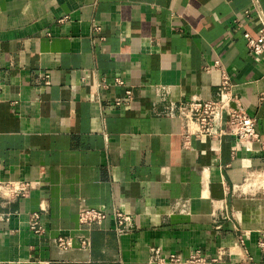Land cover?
I'll use <instances>...</instances> for the list:
<instances>
[{
	"label": "crops",
	"instance_id": "obj_1",
	"mask_svg": "<svg viewBox=\"0 0 264 264\" xmlns=\"http://www.w3.org/2000/svg\"><path fill=\"white\" fill-rule=\"evenodd\" d=\"M246 10L250 0H0V182L35 184L0 199V264H153L154 251L264 264V184L243 183L264 150L186 136L170 111L215 98L206 68L218 60L264 144V55L242 37L260 24ZM96 207L120 208L133 229L117 237L110 216L78 229L77 213ZM80 235L88 249L56 247Z\"/></svg>",
	"mask_w": 264,
	"mask_h": 264
},
{
	"label": "built area",
	"instance_id": "obj_2",
	"mask_svg": "<svg viewBox=\"0 0 264 264\" xmlns=\"http://www.w3.org/2000/svg\"><path fill=\"white\" fill-rule=\"evenodd\" d=\"M250 13L255 14L260 28L255 36L244 31L242 37L250 55H264V13L260 10L256 0H250V10L244 11L243 15L249 17ZM234 28H240L237 21L234 22ZM206 69L214 70L219 75L215 98L206 101L180 102L170 109L171 112L175 111L173 114L184 123L186 136L191 135L201 140H216L223 135H228L234 138L237 143L245 146L256 145L264 150V144L259 140L255 130V121L244 111L240 99L232 93L228 74L220 62L216 60L211 67ZM45 79V84H47L46 76ZM116 84L123 85L120 81H116ZM98 87L100 86L98 85ZM131 99L132 92L130 89H126L124 98L115 99L112 104L115 107L126 106ZM223 117L226 129L222 128ZM243 183L244 185L261 186L264 184V169L251 170L244 178ZM34 187L33 182H0V199L28 198ZM107 216H110L114 223V233L117 237L129 233L133 229L132 216L118 207H112L109 210L102 207L82 209L77 213V227L88 234L94 228H100ZM28 229L36 235L43 232L38 211L30 213ZM74 241H77L82 249L90 247V241L86 235H80L77 238L59 236L56 238V247L61 251H67L72 248ZM256 247L260 253H264V233L260 234ZM153 254V264H212L218 260V258H208L199 251L191 252L185 257L179 254L162 255L158 251H154Z\"/></svg>",
	"mask_w": 264,
	"mask_h": 264
}]
</instances>
